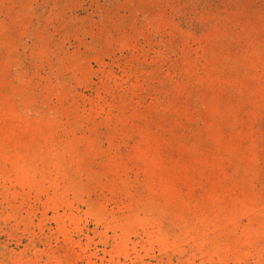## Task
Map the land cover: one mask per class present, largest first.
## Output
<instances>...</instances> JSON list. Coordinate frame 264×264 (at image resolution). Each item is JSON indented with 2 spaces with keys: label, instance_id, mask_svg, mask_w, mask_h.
<instances>
[{
  "label": "rangeland",
  "instance_id": "374dc122",
  "mask_svg": "<svg viewBox=\"0 0 264 264\" xmlns=\"http://www.w3.org/2000/svg\"><path fill=\"white\" fill-rule=\"evenodd\" d=\"M0 264H264V0H0Z\"/></svg>",
  "mask_w": 264,
  "mask_h": 264
}]
</instances>
